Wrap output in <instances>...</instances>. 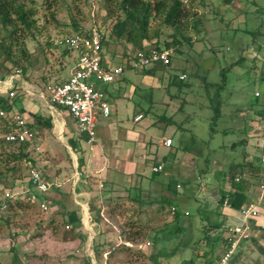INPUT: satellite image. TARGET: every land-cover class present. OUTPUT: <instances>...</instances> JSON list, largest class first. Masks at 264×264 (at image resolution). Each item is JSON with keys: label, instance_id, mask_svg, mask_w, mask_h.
I'll list each match as a JSON object with an SVG mask.
<instances>
[{"label": "rangeland", "instance_id": "1", "mask_svg": "<svg viewBox=\"0 0 264 264\" xmlns=\"http://www.w3.org/2000/svg\"><path fill=\"white\" fill-rule=\"evenodd\" d=\"M38 4V30L33 38L27 40V47L37 60L29 83L44 86L48 82L65 81L74 66L75 55L64 57L63 51L55 48L54 44L75 33V21L88 30L95 20L107 39L113 21L106 16L103 0H93L91 5H87L86 0H59L55 12L48 9L45 0H38ZM77 8L84 14H79ZM197 10L201 17L204 14L205 32L199 37L191 32L195 41L193 46L185 45L181 52L174 53L170 68L172 74L181 76L186 72L189 78L173 85L170 83V75L162 73L160 75L164 78L159 86L143 88V96L148 103L140 102L146 119L139 125V129H142L141 125L149 128L147 134L154 136L155 150L159 138H175L171 151L161 148L159 153V158L169 155L172 160L163 166V171H167L166 176L171 178L179 174L178 178L190 180L194 184L193 197L188 205L184 198L188 196L187 190L185 196L178 200L179 204L187 205L191 214L192 221L185 217L192 224L191 231L188 229L184 237L173 243L177 246L182 240L185 245L196 241L197 244H194L190 259L187 256L191 255L190 251H186L184 255L180 254L169 261L170 264H190L189 260H193V264H206L207 259L218 260L228 252L227 239L233 237L232 232L225 228L222 221L223 227L213 229L203 217L205 214L211 217L210 211L218 212L220 188L231 187L229 182L224 181L225 174L230 170L237 169L238 173L245 170L248 175V192L254 188L256 179L248 168L243 167L252 160L254 164L260 163L263 154L254 149L247 133L259 134L263 128L259 111L264 103V0H230L227 4L224 0H197ZM53 13L55 20H52ZM171 33L172 30H167L163 40H167ZM50 44L53 46L49 47ZM247 45H254L260 58L253 62L247 56L243 64H240L241 52ZM249 49L253 54V48ZM123 50L122 44L117 45L112 41L105 46V51L111 56H122ZM257 93L261 95L260 98ZM46 94L50 96L47 90ZM152 100L155 102L153 106L149 103ZM244 105L246 109L242 107ZM162 116L169 119L163 120ZM100 129L102 126L96 127L97 133ZM74 133H81L78 127ZM47 136L52 138V142L45 144L38 140L39 150H33L32 157L37 169L51 184L57 185L60 181L65 191L70 192L71 186L79 178L78 156L64 146L68 145L67 138L59 140L58 135L49 130ZM193 137L199 141L195 145ZM180 142L183 144L182 149L178 148ZM83 147L90 151L91 146L86 141ZM11 185V180L0 183V200L7 193L14 199L26 200L29 181L15 183L13 190ZM183 189L182 186L178 188L179 191ZM57 197L52 195V198ZM196 200L206 213L198 214L199 206L194 202ZM121 203L116 218L110 220L107 212L104 214L110 224L101 226L97 233L83 226L81 232L85 238L69 242L63 239L64 219L58 210L42 211L34 206L17 213L4 214L0 211V224L6 218L10 219L9 226L0 227V264H12L16 253L20 264H86V258L92 255V249L89 248L92 242L94 245L105 243V249L108 250L120 246L113 249L111 256L107 254L108 264H155L150 255L155 254L159 246L157 243L153 245V233L129 250L121 247L125 244L121 242L118 232L121 226L127 224L132 212H126L132 206L130 203ZM67 206L70 210L74 208L68 202ZM52 218L57 224L58 235L50 223ZM155 218L158 221L154 222V228L158 230L173 223V216L165 212L162 217L153 216V221ZM149 242L150 245L146 246ZM141 244L144 245L143 249H139ZM258 244L264 247V239ZM243 247V255L234 264H264V254L257 245L248 242Z\"/></svg>", "mask_w": 264, "mask_h": 264}, {"label": "trees", "instance_id": "2", "mask_svg": "<svg viewBox=\"0 0 264 264\" xmlns=\"http://www.w3.org/2000/svg\"><path fill=\"white\" fill-rule=\"evenodd\" d=\"M202 1L204 2L205 0ZM57 2H59V0H45L48 9L50 11L53 10V12H55ZM92 2L93 0H86L87 5H91ZM225 4H227V2H225ZM103 7L106 16L113 21L104 48L110 41L117 45L122 44L124 47L122 59L130 60L138 51L144 50L148 48V46L158 50L173 49L174 53H178L182 51L185 45L189 47L193 46L195 41L191 32L198 37L205 32V17L204 14L201 17L197 10V0H103ZM39 9L38 0H0V81H7L18 72L21 74L24 81L30 80L37 60L28 49L27 40L33 38L35 36L34 33L38 30V21L40 20ZM77 9L79 14H84L80 8ZM52 20H55V13L52 14ZM73 29L75 33L87 31V29L80 26L76 21L73 23ZM167 30H172V33L169 34L168 39L164 41L163 37ZM52 46L51 44L49 45V47ZM54 46L63 51L64 57L72 56V53L67 49L57 44H54ZM171 66L172 62L169 68L157 65L149 69H144L141 72L145 75H156L158 73L162 74L167 72L170 75V83L173 85H178V82H184L189 78L186 72H183L181 75L186 76L184 80L181 79V76L172 74L170 71ZM12 91L15 92V97L13 98H11L9 94H0V110L8 114L6 118L0 117V183L11 180V190H13L15 183L28 180L29 190L26 194V200L23 198L14 199L15 197L10 195L7 197L5 194L3 199L0 200V211L4 214L17 213L20 211H27L30 207L34 206L41 210L40 203L46 202L49 210H58V214L64 219V225L62 227L65 231L63 236L64 241L83 240L85 237L81 232L83 228L82 210L80 207L75 206L71 192L65 193L61 188L52 184L47 194H37L38 201L36 203L30 201L32 189L25 162L32 161L36 166L35 159L32 157L33 150L31 149L30 143H11L7 142L5 139L6 135L15 132L17 129L16 123L12 120V115L15 109L20 107L21 99L26 93L19 83L14 84ZM161 119L164 120L169 118L162 116ZM48 125L50 126V123H48ZM28 128L34 131L33 126L30 124H28ZM82 134L84 135L82 140L87 142L89 139L88 136L85 133ZM36 136L37 141L39 139V134L36 133ZM193 142L195 145L199 141L196 137H193ZM69 144L78 156V172L81 174L85 171L86 167L85 158L83 156L84 150L78 141L72 139ZM182 145L183 144L180 142L178 148L182 149ZM169 161H172L169 155L162 159L164 166ZM243 168H248L251 174H253L256 179L254 191L256 190L260 193V188L264 184V166L261 162L259 165H255L252 160ZM166 174L167 171L165 170L159 173L153 172V180L160 185V198L148 202L140 193H137L126 199L118 198L117 201L107 206V215L110 219H113L119 216L118 211L120 204H122L121 202L130 203L132 205L130 210L126 211H132L127 224L121 226L118 232L123 243L129 242L136 245L139 242L147 240L151 233L154 234V232L158 231V229L154 228V222L151 217L146 221L142 219L143 214H147L146 209L151 203H157L159 205L157 211L158 216L162 217L164 212L173 216L174 223L163 229H159L160 231L165 232L171 230V237H179L183 234L184 221L182 217L185 216V214L182 212L178 200L185 196V193H181L178 188H181V186L186 188L193 184V182L178 178L180 176L179 174L175 180L166 176ZM247 176L245 170L238 173L237 169L230 170L228 174H225L224 181L230 183V189H225L224 187L220 188L218 212L210 211L209 214H211V217L206 216V214L203 217L213 229L222 227V224L217 221L221 211L220 207L227 204L232 209L240 211L248 202ZM43 177L45 178L44 175ZM81 180L82 178L78 183H80ZM60 194L63 195L64 199H59ZM52 195H57V199L52 198ZM67 202L74 205L75 209H68ZM173 209H175L174 212ZM102 211V204L91 207L92 225H99L101 227L110 224V222L105 221V216L102 214ZM202 212L206 213L203 208L199 207L198 214ZM53 215L55 216V214ZM213 216H216L215 219ZM189 218L191 220V217ZM54 221L55 220L52 218L50 223L54 225V233L58 235L59 231ZM3 225L9 226L10 219L6 218L3 224H0V227ZM111 231H113V229ZM99 233L101 234L102 231ZM235 239L236 237L234 235L227 239L228 244H226L228 252L232 249ZM263 239L264 229L254 226L250 239L240 241V244H238L233 251L228 264L239 262L244 253L243 246L245 243L248 244V242L257 245L260 252L264 254V247L258 244V242ZM105 247V243L104 245H94L95 264H104L108 262L109 258H106V255L108 254L111 256L113 249L115 250V247L120 246H115L113 249L110 248V250H108V248L105 249ZM121 247L128 250L130 249V247L125 245ZM110 251L111 253L109 254ZM159 255L161 256V254ZM159 255L151 254L150 259L153 260L155 264H158ZM169 255L170 254H165L163 257ZM215 263L212 260H206V264ZM12 264H20V258L17 253L13 257ZM86 264H91L90 256L86 258Z\"/></svg>", "mask_w": 264, "mask_h": 264}, {"label": "crops", "instance_id": "3", "mask_svg": "<svg viewBox=\"0 0 264 264\" xmlns=\"http://www.w3.org/2000/svg\"><path fill=\"white\" fill-rule=\"evenodd\" d=\"M224 1L227 3L229 2L226 0ZM150 47L151 46H148V48ZM250 47L253 48V54L255 55L250 53ZM247 56L252 59L251 61L256 62L260 58V53L254 45H247L241 52L239 63L243 64L242 62L246 60ZM103 57L104 66L107 68L123 65L124 62L128 61L127 59H122V56L109 55L105 49ZM163 78L164 77L159 73L156 75H145L141 71L126 68L125 72L118 77L116 83L103 86L102 88L106 92L107 101L110 105V115L108 117L102 115L99 118L97 126H102V129L99 130L94 141L91 142L88 139L87 143L91 146L90 151L84 150L83 144L85 141L82 140L84 135L82 133H74V131L77 130V125L74 119L66 110L53 105L51 102V95L48 97L46 94L49 85L60 84L67 79L63 82H48L44 86L30 84L29 81H24V79L22 82H18L26 93L21 99L20 107L15 109L14 114L20 113L23 115L27 123L33 126L35 134H39L38 140L44 141L45 144L51 143L52 138L47 136V130H49L52 133H56L59 140L67 138L68 145L64 144L67 149L73 150L69 144L70 140L73 139L78 141L84 150L83 156L86 163L85 171L81 174L77 171L79 178L71 186L70 192H72V199L75 206L80 207L82 210L83 226H87V228L90 227L94 232L99 231L100 226L91 224L90 209L92 206L94 207L97 204H102V214L104 215L107 206L110 203L117 201L118 198L126 199L134 194L136 195L137 193H140L146 201L151 202L161 196L160 185L153 180V168L159 165L164 166L162 158H159L160 150L161 148H166L171 151L175 144H172L171 147H166L164 141L171 139L175 142V138L169 136L159 138L157 143L158 146L155 150L153 141L154 136H148L147 134L149 128L141 125L142 129H139V125L146 119V115L141 109L140 102L143 101V104H145V102L148 103V100L143 96V91L145 90L143 88L153 89L160 85V81ZM44 88H46V90ZM3 94L8 93L4 92ZM260 96L261 95L257 97L260 98ZM149 103L153 106L152 103L154 102L152 100ZM242 107L246 109L245 105ZM140 116H142V118L137 120ZM259 117L263 126V128H261V133L252 135L250 132L247 133V135L251 144H253L254 149L263 153L261 147L264 146V103L262 104V109L259 111ZM48 123H50V126ZM38 140L35 142L36 146H38ZM259 164L260 163L255 165ZM149 168H151V170H149ZM148 171H150L151 174H149ZM81 178V182L78 183ZM176 178L177 177L174 176L171 177V179L174 180ZM56 186L66 193L62 182L59 181ZM193 186L194 184H191L181 191V193L186 192V190L188 191V194H186V196H188L184 197L186 198L185 201L187 205L193 197ZM67 193H69V191ZM248 195L249 199L247 203L256 202L260 204V206L264 205V199L262 201L260 198L261 194L256 190L254 191V188L248 192ZM59 199H64L63 195L60 194ZM194 202L198 206L200 205L198 200ZM184 204L185 203H180L181 210L185 214V216L182 217L184 221V235L181 234L179 237H171V230L165 232L158 230L154 232L155 239L153 245L154 243H157L159 246L155 254H161L158 258L160 264H163L162 262L164 260L167 262L166 264H170L169 261H173V259L180 254L184 255L186 251H190L191 254L187 255L188 258L193 255V248L197 244V241L196 243H188L185 245L181 240L177 246L173 243L174 240L184 237L185 233L191 231L190 228L192 224H189L188 220H186L187 218H185L190 217L191 214L187 210V205ZM158 207L159 205L157 203H151L148 205L149 209H146L147 214L144 213L142 219L148 220L150 217L152 219L153 216L157 217ZM262 208H264V206ZM72 209H75V207H72ZM220 209L221 211L218 219L221 220L217 221H222L227 230L240 226L243 218L239 210L232 209L228 205H224L223 207H220ZM155 213L157 214L155 215ZM104 219L108 222L106 216ZM157 221L158 220L155 218L153 222ZM260 222H262V219ZM188 224L189 227L187 226ZM188 229L190 230L188 231ZM96 233L94 234V238ZM200 236L201 235H199V238ZM89 248L92 249V255H90L91 264H95L93 242ZM170 249L173 250L169 251ZM165 254L170 255L163 257ZM106 258H108L107 255ZM216 261L217 260H214V262ZM189 262H191L190 264L194 263L193 260H189ZM104 264H108V262H105Z\"/></svg>", "mask_w": 264, "mask_h": 264}, {"label": "built area", "instance_id": "4", "mask_svg": "<svg viewBox=\"0 0 264 264\" xmlns=\"http://www.w3.org/2000/svg\"><path fill=\"white\" fill-rule=\"evenodd\" d=\"M105 42L106 37L95 20L92 21L91 27L86 32L74 33L63 37L57 45L75 55L74 66L65 82L48 86L53 105L66 110L74 119L79 131L85 133L91 142L95 140L97 135L96 127L99 116L101 114L105 117L110 115V105L107 101L106 92L102 87L116 83L118 77L125 72L126 68L136 71H142L157 65L169 68L174 54L173 49L145 48L138 51L132 59L124 62L123 65L107 68L104 66L103 61ZM181 79H186V76H181ZM15 81H23L19 72L11 76L7 81H0V94L5 92L11 98L15 97V92L12 91ZM0 117L6 118L8 114L0 110ZM141 118L142 116L138 117L137 120ZM12 120L16 123L17 129L15 132L6 135V141L11 143H30L32 150H39V147L37 148L35 144L36 134L28 128V123L23 115L15 113L12 115ZM172 144L173 141L171 139L164 141L166 147H171ZM261 148L263 154L260 157V162L264 166V146ZM25 166L28 169L32 189L30 201L36 203L38 201L37 194H47L52 184L43 177V174L32 161H26ZM162 170V165L153 168L154 173H159ZM260 194V198L264 199V184L260 188ZM6 196L8 197L9 193ZM40 208L42 211L49 210L46 202H41ZM174 211L175 209H173ZM240 214L243 218L242 223L239 227H234L230 230L236 237L232 249L222 255L215 264H228L238 243L241 240L250 239L254 226L264 229V208L260 204L256 202L246 203L243 209L240 210ZM261 219L262 222H260ZM124 244L127 247L133 246L129 242ZM147 245H150V243H147ZM143 247V244L139 245V249H143Z\"/></svg>", "mask_w": 264, "mask_h": 264}]
</instances>
